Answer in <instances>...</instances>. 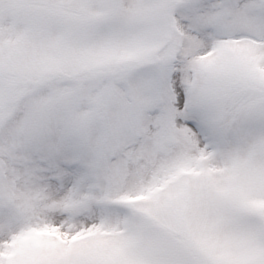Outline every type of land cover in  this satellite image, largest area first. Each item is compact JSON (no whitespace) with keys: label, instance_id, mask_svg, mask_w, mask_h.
<instances>
[{"label":"snow or ice","instance_id":"6c2138e0","mask_svg":"<svg viewBox=\"0 0 264 264\" xmlns=\"http://www.w3.org/2000/svg\"><path fill=\"white\" fill-rule=\"evenodd\" d=\"M0 264H264V0H0Z\"/></svg>","mask_w":264,"mask_h":264}]
</instances>
